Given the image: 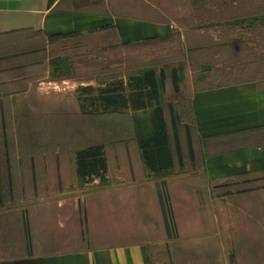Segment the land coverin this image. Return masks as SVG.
<instances>
[{
	"label": "crops",
	"instance_id": "obj_1",
	"mask_svg": "<svg viewBox=\"0 0 264 264\" xmlns=\"http://www.w3.org/2000/svg\"><path fill=\"white\" fill-rule=\"evenodd\" d=\"M262 2L245 19L194 16L181 24L172 16L179 0H0V154L9 156L0 162V186L9 188L0 202V264H156L155 232L221 230L219 220L224 230H257L264 258V77L247 76L249 61L264 56L249 57L248 37L219 34L264 25ZM105 37L176 39L178 49L93 87L76 75L73 56L84 52L58 46L69 48L73 38L104 44ZM148 70L156 88L142 84L138 95L127 79ZM116 79L124 80L121 107L82 110L87 95L72 93L91 85L98 95ZM23 106L34 108L40 126L50 124L38 136L49 142L34 148L31 161H21L11 141L21 135L14 124ZM156 108L167 150L152 139ZM89 118L128 122L131 130L113 131L107 146L73 125ZM92 144L104 146V181L76 173V150Z\"/></svg>",
	"mask_w": 264,
	"mask_h": 264
},
{
	"label": "rangeland",
	"instance_id": "obj_2",
	"mask_svg": "<svg viewBox=\"0 0 264 264\" xmlns=\"http://www.w3.org/2000/svg\"><path fill=\"white\" fill-rule=\"evenodd\" d=\"M182 7L179 11L174 9L172 16L181 24H191L193 17L202 21L208 19L233 18L245 19L263 8L262 0H179ZM190 9V10H189ZM193 9V10H192ZM231 33L233 36L242 35L248 37L247 52L249 57L264 56V25L233 26L220 28L219 34ZM106 38V37H105ZM71 41V42H70ZM68 43L69 48L62 44L58 46V52L71 50L82 51V54H74L76 62V75L82 77L85 82H91L96 86L100 80H107L117 76H125L140 69L143 66L158 64L166 61L167 55L178 49L176 39L172 40H148L137 43H118L112 38H106L104 44H97L91 39L73 38ZM246 42L243 40V50ZM239 50V49H237ZM248 77H264V61H249ZM64 97L63 91L57 92ZM79 96L81 92H72ZM68 95V93H67ZM31 106H23L16 109L18 116L16 125L21 133L13 139L24 154L19 155L21 161H31L32 151L35 147L49 142L48 138H38L40 135L47 136L50 129L49 123L40 126L34 121ZM22 119V120H21ZM89 137L102 139L107 146L114 145L110 134L117 129L122 132L131 130L128 122H109L89 118L83 123L74 122V126H81ZM52 125V124H51ZM56 131L60 141L65 145L66 138L64 123L57 122ZM76 129L74 128V132ZM78 131V130H77ZM61 134V135H60ZM7 144V140H3ZM8 155L0 154V162H6ZM4 175L6 172H3ZM9 188L0 186V202L7 199ZM185 226L187 223L185 222ZM221 230H160L153 235L154 246L152 251L156 264H263L261 250L263 236L257 230H224L219 220L218 228ZM105 232H111L105 230Z\"/></svg>",
	"mask_w": 264,
	"mask_h": 264
},
{
	"label": "trees",
	"instance_id": "obj_3",
	"mask_svg": "<svg viewBox=\"0 0 264 264\" xmlns=\"http://www.w3.org/2000/svg\"><path fill=\"white\" fill-rule=\"evenodd\" d=\"M153 74L154 72L152 70H148L144 72L142 77L139 75L130 76L127 79V84L130 86L132 79L135 87H139L140 92H137L138 95H141L142 84L146 83L153 89L156 88ZM93 89L91 85L81 87V93L87 95L86 98L80 101L82 110L89 109V111H96L99 107L102 109H109L123 106L124 99H126L123 79H116L100 87L98 95L93 94ZM78 98L81 100L80 97ZM155 112L160 120L154 122V135L152 139L154 138L158 150H167L165 146V129L162 121L161 109L156 108ZM152 139H148L147 142H150ZM141 146L145 147V141L141 142ZM75 164L77 176L84 182L92 181L95 178H99L100 181L106 179L107 162L103 144H92L76 150Z\"/></svg>",
	"mask_w": 264,
	"mask_h": 264
}]
</instances>
